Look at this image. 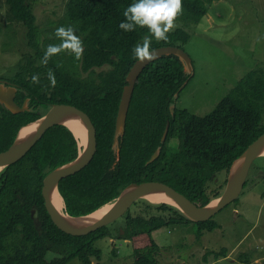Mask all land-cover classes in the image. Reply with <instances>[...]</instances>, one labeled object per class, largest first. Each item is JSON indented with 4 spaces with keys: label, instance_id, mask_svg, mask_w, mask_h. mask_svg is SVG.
<instances>
[{
    "label": "trees",
    "instance_id": "16d2710c",
    "mask_svg": "<svg viewBox=\"0 0 264 264\" xmlns=\"http://www.w3.org/2000/svg\"><path fill=\"white\" fill-rule=\"evenodd\" d=\"M213 1L68 0L64 16L49 23L44 37L28 0H5L7 26L25 27L29 57L42 63L45 75L37 86L12 84L16 104L23 107L28 100L27 111L14 114L0 104V153L13 145L21 128L41 119L53 105H71L91 118L97 152L85 169L60 181L65 214L88 216L113 203L131 184L150 181L164 183L200 206L219 198L233 163L264 134V70H251L209 114L197 116L174 106L176 93L191 75L183 63L176 56L156 60L135 86L119 155L113 149L130 69L157 48L184 49L190 38L185 29L198 25ZM158 13L182 27L159 30ZM172 138L178 141L177 150L168 147ZM158 149V159L150 162ZM79 154L72 131L56 125L0 172V264H69L74 259L92 264V257L101 256L95 243L112 236V230L107 226L87 236L68 235L54 225L42 196L46 176ZM219 173L225 175L224 185L208 191ZM141 202L155 214L127 212L126 239L192 223L200 240L219 226L213 218L193 222L165 203L141 199L134 205ZM50 252L58 257L47 260ZM135 264L158 262L140 257Z\"/></svg>",
    "mask_w": 264,
    "mask_h": 264
},
{
    "label": "rangeland",
    "instance_id": "374dc122",
    "mask_svg": "<svg viewBox=\"0 0 264 264\" xmlns=\"http://www.w3.org/2000/svg\"><path fill=\"white\" fill-rule=\"evenodd\" d=\"M67 1L28 0L44 37L49 23L64 16ZM6 9L5 0H0V81L37 86L45 75L42 63L29 57L32 52L25 27L17 23L7 26ZM155 25L161 31L182 27L159 13ZM185 30L190 38L184 50L192 60L193 70L175 100L178 110L205 116L247 73L264 70V0H214L202 21ZM177 144L172 138L168 147L177 150ZM260 167L264 169L263 157L252 164L238 201L213 217L218 228L204 232L200 240L192 223L167 226L151 236L126 239L123 219L126 213L108 226L114 233L112 236L95 243L101 256L92 257V264H135L140 257L156 259L158 264H264V177L256 176ZM224 180L223 173L217 174L208 191L224 185ZM153 211L141 202L133 204L127 212L135 216L155 214ZM57 257L53 252L47 254L49 261ZM69 264L82 263L74 259Z\"/></svg>",
    "mask_w": 264,
    "mask_h": 264
},
{
    "label": "water",
    "instance_id": "95a60500",
    "mask_svg": "<svg viewBox=\"0 0 264 264\" xmlns=\"http://www.w3.org/2000/svg\"><path fill=\"white\" fill-rule=\"evenodd\" d=\"M164 56L178 57L179 60L183 63L185 70L189 74L193 70L192 60L190 56L186 53L184 49L174 46L161 47L152 50L143 55L139 60L135 62L126 77L127 85L124 87L122 93L118 116L116 120L113 149L117 155H119L120 152V140H122L125 135L127 115L137 81L141 73L149 64L155 62L156 60ZM184 85L185 83L179 89L178 93H176L175 98L178 97V94L182 90ZM16 93V86L6 81H0V104L14 114L22 113L28 110V100L25 102L23 107H20L16 104ZM171 110L172 112L174 111L173 106L171 107ZM69 117H73L80 120L86 127V147L83 151V154H79L77 160L55 169L46 176L43 181L42 196L44 198L46 211L48 212L54 225L60 231L71 236H87L93 232H96L99 229L111 225L113 222L122 218L132 207L133 204L145 198L147 195L153 193H159L169 198L173 202V204H165L176 207L189 220L196 223L208 221L222 209L227 207L230 203L236 201L239 198L246 184L247 177L252 167V164L256 159L264 157V155H262V151L264 149L263 134L246 149V151L241 155L239 159H237L233 163L228 174L224 192L219 198L215 200L217 201V203L214 206H211L214 200L206 206H200L191 202L188 198H186L181 193L177 192L172 187L164 183L150 181L143 182L141 184H131L130 186H128L125 190H123V192L120 194L115 203L112 204L111 210L104 217H102L96 222L84 221L82 217H75L68 220L54 206L50 195L55 189L58 190V185L61 180L85 169L91 163L97 152L96 128L91 118L85 112L71 105H53L41 119L33 122L40 123L35 133L29 139L23 142H19L17 136L13 145L8 150L0 153L1 172L5 168L9 167L12 164H15L20 159H22L31 150V148L43 137V135L48 129L56 125L66 126L63 124V121H65ZM166 136L167 130L164 133L163 141H165ZM75 138L77 139L76 136ZM159 153L160 149H158L154 153L150 162H153L159 156ZM238 162H240L239 166L235 167ZM31 216L32 218L35 217V211H32Z\"/></svg>",
    "mask_w": 264,
    "mask_h": 264
},
{
    "label": "bare ground",
    "instance_id": "6f19581e",
    "mask_svg": "<svg viewBox=\"0 0 264 264\" xmlns=\"http://www.w3.org/2000/svg\"><path fill=\"white\" fill-rule=\"evenodd\" d=\"M173 109H174V106H173ZM117 116H118V114H117ZM39 123L40 122L32 123V124H29V125L23 127L20 130V133L18 135V141L19 142H23V141H26L27 139H29L35 133V131L37 130ZM63 124L66 125L67 128H69L73 132V134H75V136L77 137L80 146L83 148L81 150V152H80V155H82L83 151H84V149L86 147V144H87L86 127L84 126V124L80 120H78L76 118H73V117H69L68 119L63 121ZM96 134H97V132H96ZM262 155H264V149L262 151ZM239 164H240V162H238L235 167H238ZM50 197H51V200H52L54 206L57 208V210L66 219L70 220L71 218H75V217H71V216H69V215L64 213V202H63V199L60 196L58 190L55 189L51 193ZM143 199H147L148 201L153 202V203H170V204H173V202L169 198H167V197H165V196H163V195H161L159 193L149 194ZM115 201L113 203H115ZM113 203L104 206L103 208L99 209L98 211H96V212H94V213H92V214H90L88 216L82 217V219H84V221H88V222H96V221H98L99 219L104 217L111 210ZM216 203H217V201L214 200L213 203L211 204V206H214ZM82 219H80V220H82Z\"/></svg>",
    "mask_w": 264,
    "mask_h": 264
},
{
    "label": "flooded vegetation",
    "instance_id": "af4514ba",
    "mask_svg": "<svg viewBox=\"0 0 264 264\" xmlns=\"http://www.w3.org/2000/svg\"><path fill=\"white\" fill-rule=\"evenodd\" d=\"M258 172L261 173L259 176H263V177H264V174H263L264 171H263L262 169H258L257 172H256V174H257ZM248 175H249V174H248ZM256 176L258 177V175H256ZM117 232H119V230H118ZM138 237H139V236H138ZM136 238H137V237H136ZM131 239H134V238H131Z\"/></svg>",
    "mask_w": 264,
    "mask_h": 264
},
{
    "label": "crops",
    "instance_id": "0c3cea01",
    "mask_svg": "<svg viewBox=\"0 0 264 264\" xmlns=\"http://www.w3.org/2000/svg\"><path fill=\"white\" fill-rule=\"evenodd\" d=\"M79 142V141H78ZM79 149H80V152H81V150L83 149L81 146H80V144H79Z\"/></svg>",
    "mask_w": 264,
    "mask_h": 264
}]
</instances>
